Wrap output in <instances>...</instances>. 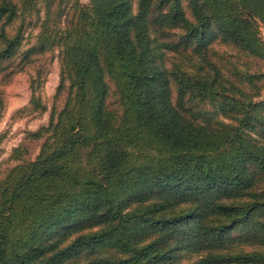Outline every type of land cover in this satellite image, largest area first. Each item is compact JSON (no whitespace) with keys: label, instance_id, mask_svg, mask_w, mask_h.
Listing matches in <instances>:
<instances>
[{"label":"trees","instance_id":"obj_1","mask_svg":"<svg viewBox=\"0 0 264 264\" xmlns=\"http://www.w3.org/2000/svg\"><path fill=\"white\" fill-rule=\"evenodd\" d=\"M71 8L63 26L47 17L25 52L58 48L56 96L67 80L69 91L34 134L43 139L37 157L0 179V264H157L197 249L207 254L195 264H264V249L234 248L264 245V100L255 99L264 90V0ZM18 12L0 0V70L23 44L6 31ZM218 39L255 67L226 75L209 53ZM168 51L198 74L169 70ZM108 79L121 114L108 107Z\"/></svg>","mask_w":264,"mask_h":264},{"label":"rangeland","instance_id":"obj_2","mask_svg":"<svg viewBox=\"0 0 264 264\" xmlns=\"http://www.w3.org/2000/svg\"><path fill=\"white\" fill-rule=\"evenodd\" d=\"M18 6V16L6 24L9 35L20 33L23 44L14 56L5 60L0 70V90L2 101L0 104V179L14 165L23 161L34 160L40 151L43 141L36 138L39 128L46 126L53 111L62 108L69 91V81L60 94L57 90L61 80V60L58 48L44 53L32 54L25 57L26 50L35 42L44 20L49 17L53 26H63L68 16H71L73 0H13ZM90 0H80L86 6ZM136 2V0H135ZM189 16L192 18L190 9ZM264 39V25L260 26ZM179 34L172 33L177 40ZM1 47V45H0ZM211 59L216 62L223 72L231 78L239 77L248 67H255L254 59L236 45L218 39L209 47ZM165 66L169 70L178 69L191 75L198 74L199 70L193 67L185 55L175 51H168L165 56ZM109 94L108 107L117 114L122 113L119 95L114 83L108 79ZM264 100V90L255 98ZM21 149V157L14 156L15 149ZM257 190L264 189V176H257ZM248 198L238 199L244 202ZM227 202H231L226 200ZM179 208H177L178 210ZM237 249L263 250L264 245L255 243H236ZM112 252L102 255L111 257ZM207 254L205 249L180 250L176 255L157 264H195ZM88 259L77 258L71 264H86Z\"/></svg>","mask_w":264,"mask_h":264}]
</instances>
